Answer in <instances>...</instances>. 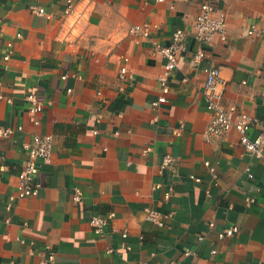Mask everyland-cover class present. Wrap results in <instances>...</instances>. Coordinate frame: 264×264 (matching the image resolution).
I'll return each mask as SVG.
<instances>
[{
	"label": "crops",
	"instance_id": "0c3cea01",
	"mask_svg": "<svg viewBox=\"0 0 264 264\" xmlns=\"http://www.w3.org/2000/svg\"><path fill=\"white\" fill-rule=\"evenodd\" d=\"M74 1L78 11L88 3ZM203 3L226 13L225 39L192 37ZM66 5L0 0V94L12 99L0 102V128L13 129L0 137V264H264V158L253 160L235 130L204 139L210 112L202 95L205 70L220 67L225 103L256 119L253 138L264 133V0H93L79 21L64 15ZM143 24L149 37L130 33ZM252 26L259 36L246 34ZM178 29L189 50L167 102L155 108L166 59L153 44L168 46ZM29 92L44 104L39 126L30 121ZM35 133L53 136L52 161L42 164L38 195L12 201ZM166 154L171 168L161 167ZM111 213L97 234L92 216ZM232 225L239 233L220 239Z\"/></svg>",
	"mask_w": 264,
	"mask_h": 264
},
{
	"label": "built area",
	"instance_id": "2783aa9c",
	"mask_svg": "<svg viewBox=\"0 0 264 264\" xmlns=\"http://www.w3.org/2000/svg\"><path fill=\"white\" fill-rule=\"evenodd\" d=\"M153 1L156 3H161L165 0ZM78 3L79 2H75L74 0H67L64 15H76V21L81 20L85 14L89 13L88 10L93 3V0H88V3L80 11H78ZM38 13L45 14L44 8H39ZM129 31L130 33L139 34L147 38L150 36L151 28L149 24L133 25ZM259 33L260 31L255 26H252L246 30V34L253 37L259 36ZM191 35L197 41L206 44L210 43L216 36L225 39L227 36L226 13L222 10L214 8L208 3H203L200 8V13L196 18ZM16 37L22 38V34L17 33ZM188 50L189 43L185 29H178L173 35L171 44L168 46H162L154 42L153 51L155 53L161 54L166 59V63L164 65L163 73L159 76L162 94L159 96L157 101L152 103V107L156 108L159 107L160 104L167 102V95L170 92V77L173 71L179 68L180 55L186 53ZM13 53L14 45L12 42H9L6 45L4 60H10ZM203 56V51L198 50L194 55V59L198 62ZM125 61L127 62L128 58H125ZM205 72L206 79L202 88V95L206 101V108L210 112V119L208 120L206 128L203 132L204 139L209 142L215 141L218 138L224 137L232 130H235L239 134L240 143L248 155L256 161L263 159L264 133L259 134L254 138L251 136V131L253 130L256 119L241 110L237 105L225 103L224 97L226 92V82L221 76L220 67L210 66L205 70ZM127 74L128 69L126 65H124L120 68V77L125 79ZM120 90L123 91V88H120ZM26 99L30 103V108L28 110L30 121L35 126L41 125L39 115L44 112L43 102H41L37 98L36 94L32 92L26 94ZM4 100L11 102L12 99L0 94V102ZM184 130L185 124L182 123L179 128L174 130V133L176 136H180ZM12 133L13 129L11 128H0V137L2 138H8ZM95 133H97V131H95ZM24 149L27 154V160L23 169L18 173V192L16 195L10 197L12 201L38 195L39 190L42 187L41 182L38 179L42 164H50L52 161L53 136L48 133H35L33 139L30 142L24 144ZM174 162L175 158L170 154H166L163 157L161 167L171 168L174 166ZM211 172H214L213 168H211ZM247 176L251 179L254 178V174L250 168H247ZM195 180L199 181V179ZM81 198L82 196L80 190L75 188L73 200L78 202L81 200ZM247 201L250 204L253 203L255 199L253 197H249ZM146 211L148 220L154 224H157L158 226L163 225L159 219V212L154 209H147ZM113 217V213L107 216H102L100 214L94 215L90 220V224L97 234H101L104 227ZM211 225L213 226V224ZM239 231L240 229L237 225H232L219 232L218 237L220 239L234 237L239 233ZM122 236L126 237L127 234L124 232ZM212 253L215 254L216 250H212ZM194 254V251L186 252V255ZM52 258L53 254L51 253L49 255V259Z\"/></svg>",
	"mask_w": 264,
	"mask_h": 264
}]
</instances>
